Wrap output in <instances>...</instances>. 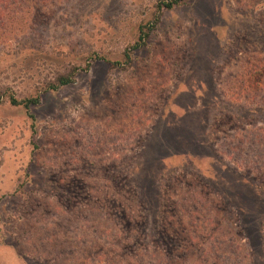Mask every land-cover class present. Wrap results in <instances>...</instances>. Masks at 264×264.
Segmentation results:
<instances>
[{
  "label": "rangeland",
  "instance_id": "rangeland-1",
  "mask_svg": "<svg viewBox=\"0 0 264 264\" xmlns=\"http://www.w3.org/2000/svg\"><path fill=\"white\" fill-rule=\"evenodd\" d=\"M170 1L2 26L0 264H264V0Z\"/></svg>",
  "mask_w": 264,
  "mask_h": 264
},
{
  "label": "trees",
  "instance_id": "trees-1",
  "mask_svg": "<svg viewBox=\"0 0 264 264\" xmlns=\"http://www.w3.org/2000/svg\"><path fill=\"white\" fill-rule=\"evenodd\" d=\"M15 0H0V30L2 29V26L4 24H7L8 26H12L15 24L17 21V15H20L23 13L27 7L24 6V1L26 0H17L18 5L16 7L13 6ZM4 2H11L10 5L13 7L11 11L6 10V8L3 6ZM181 2V0H171L168 3H163L159 7H161L162 10H169L175 5H178ZM159 9V8H158ZM5 19V23L3 21ZM3 22V23H2ZM142 40V39H141ZM141 40L139 39V43H142ZM139 44H135L134 48H137ZM255 72L258 73L260 70L259 68H255ZM70 83V76H60L57 78L54 86H51L50 90L54 91L59 89L60 87H64ZM38 99H29V100H23V101H15L14 99L9 100V104L12 106H22L24 109H29L30 107L35 106L38 103ZM256 244L261 247L262 244V236L258 237V241H256Z\"/></svg>",
  "mask_w": 264,
  "mask_h": 264
}]
</instances>
